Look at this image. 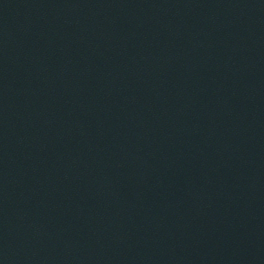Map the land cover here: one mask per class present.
I'll use <instances>...</instances> for the list:
<instances>
[{
    "label": "water",
    "instance_id": "obj_1",
    "mask_svg": "<svg viewBox=\"0 0 264 264\" xmlns=\"http://www.w3.org/2000/svg\"><path fill=\"white\" fill-rule=\"evenodd\" d=\"M0 264H264V0H0Z\"/></svg>",
    "mask_w": 264,
    "mask_h": 264
}]
</instances>
